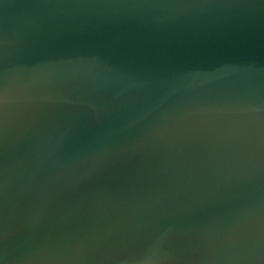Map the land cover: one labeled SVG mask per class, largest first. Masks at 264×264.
<instances>
[{"label": "water", "instance_id": "95a60500", "mask_svg": "<svg viewBox=\"0 0 264 264\" xmlns=\"http://www.w3.org/2000/svg\"><path fill=\"white\" fill-rule=\"evenodd\" d=\"M0 264H264V0H0Z\"/></svg>", "mask_w": 264, "mask_h": 264}]
</instances>
